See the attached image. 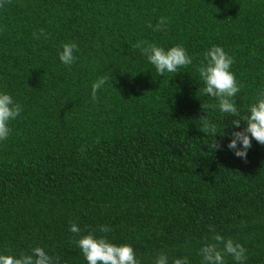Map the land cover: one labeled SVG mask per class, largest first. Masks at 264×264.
<instances>
[{
	"label": "trees",
	"instance_id": "obj_1",
	"mask_svg": "<svg viewBox=\"0 0 264 264\" xmlns=\"http://www.w3.org/2000/svg\"><path fill=\"white\" fill-rule=\"evenodd\" d=\"M139 40L182 45L193 64L159 76ZM66 42L78 46L69 67ZM213 44L234 57L246 105L264 86V0H0V89L22 106L0 142V250L41 245L86 264L70 223L107 225L140 264L159 252L199 264L212 225L245 247V264H264V145L241 160L211 152L200 131L210 98L196 68ZM99 76L109 80L93 101ZM210 119L222 130L230 118Z\"/></svg>",
	"mask_w": 264,
	"mask_h": 264
},
{
	"label": "clouds",
	"instance_id": "obj_2",
	"mask_svg": "<svg viewBox=\"0 0 264 264\" xmlns=\"http://www.w3.org/2000/svg\"><path fill=\"white\" fill-rule=\"evenodd\" d=\"M166 22L167 17H161L154 30L162 31ZM133 47L140 51L159 76L166 73L176 74L179 69L193 64V57L182 45L164 47L154 42L139 40ZM77 51L76 43H63L57 51L60 63L66 67L73 65ZM233 63L234 57L220 45L213 44L201 53L196 71L203 83L201 92L210 99L201 103L204 115L199 118L200 131L214 138L208 145L211 152L227 147L235 157L246 160L253 141L264 145V86L256 89L246 105H238L237 97L244 85L232 71ZM108 80L107 76H99L91 83L90 96L93 101L97 98L98 90L103 89ZM21 111L20 103L8 91L0 89V142L8 139L11 134L10 124ZM212 113L230 118L222 130L210 119ZM217 134L220 140L216 139ZM225 137L226 145L221 142ZM69 231L77 234L74 245L79 249L86 264H140L130 243H115L107 236L111 231L107 225L99 226V233L102 234H97L96 230L81 234L82 230L76 223H70ZM208 232L210 235L196 250L199 264H227L228 257L233 264H245L247 255L243 245L226 238L212 225H209ZM153 259L154 264H170L166 252L157 253ZM0 264H61V261L58 255L51 254L44 246L35 245L30 251L19 254H12L7 249L0 250ZM171 264H191V260L188 255H180L171 258Z\"/></svg>",
	"mask_w": 264,
	"mask_h": 264
}]
</instances>
